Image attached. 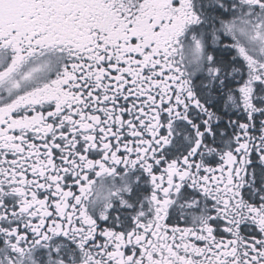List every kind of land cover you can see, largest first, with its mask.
<instances>
[{
    "label": "snow or ice",
    "instance_id": "snow-or-ice-1",
    "mask_svg": "<svg viewBox=\"0 0 264 264\" xmlns=\"http://www.w3.org/2000/svg\"><path fill=\"white\" fill-rule=\"evenodd\" d=\"M0 264H264V0H0Z\"/></svg>",
    "mask_w": 264,
    "mask_h": 264
}]
</instances>
